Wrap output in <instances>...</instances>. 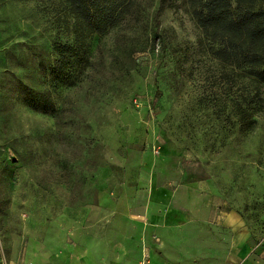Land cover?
Segmentation results:
<instances>
[{"label": "rangeland", "instance_id": "1", "mask_svg": "<svg viewBox=\"0 0 264 264\" xmlns=\"http://www.w3.org/2000/svg\"><path fill=\"white\" fill-rule=\"evenodd\" d=\"M196 8L132 0L69 58L60 0H0V264H225L230 214L249 232L237 264H264V116L246 130L247 76Z\"/></svg>", "mask_w": 264, "mask_h": 264}, {"label": "trees", "instance_id": "2", "mask_svg": "<svg viewBox=\"0 0 264 264\" xmlns=\"http://www.w3.org/2000/svg\"><path fill=\"white\" fill-rule=\"evenodd\" d=\"M65 6L70 42L55 44L54 51L69 58L86 48L93 34L106 32L122 8L132 0H60ZM198 27L217 46L216 55L231 66L236 76L246 78L247 111L254 129L259 113L264 116V0H192ZM55 70L52 71V74ZM241 104L237 103V112ZM239 113V112H238ZM244 116V115H243Z\"/></svg>", "mask_w": 264, "mask_h": 264}, {"label": "crops", "instance_id": "3", "mask_svg": "<svg viewBox=\"0 0 264 264\" xmlns=\"http://www.w3.org/2000/svg\"><path fill=\"white\" fill-rule=\"evenodd\" d=\"M227 230L231 232V254L230 256H217L223 259L225 264H237L245 259L244 246L246 244L249 232L244 228L241 221L230 214L226 218ZM215 229V227H214ZM222 251L226 250L223 244L220 245ZM151 264H204L206 258L203 256H163L161 263L156 256H151ZM207 261H213V257ZM134 257L131 256H54L51 263L46 264H135ZM207 264H216L208 262Z\"/></svg>", "mask_w": 264, "mask_h": 264}]
</instances>
